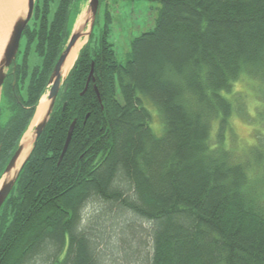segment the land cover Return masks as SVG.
Listing matches in <instances>:
<instances>
[{
    "label": "trees",
    "instance_id": "trees-1",
    "mask_svg": "<svg viewBox=\"0 0 264 264\" xmlns=\"http://www.w3.org/2000/svg\"><path fill=\"white\" fill-rule=\"evenodd\" d=\"M77 1L35 0L1 90L0 177L47 88ZM109 1L99 0L100 35L97 13L0 208V264H119L108 259L115 251L125 264L130 256L141 264H264V178H251L222 144L233 109L223 92L233 81L256 80L264 102V0H161L154 28L131 41L124 64L107 40ZM95 203L116 210L85 219ZM121 214L149 225L146 248L128 218L116 220Z\"/></svg>",
    "mask_w": 264,
    "mask_h": 264
},
{
    "label": "rangeland",
    "instance_id": "rangeland-1",
    "mask_svg": "<svg viewBox=\"0 0 264 264\" xmlns=\"http://www.w3.org/2000/svg\"><path fill=\"white\" fill-rule=\"evenodd\" d=\"M160 2L161 0L109 1L108 10L112 16V22L107 40L112 44L118 62L124 64L127 61L131 52V41L135 37L154 28ZM86 6L87 0H78L71 8L69 21L73 20L77 11H80L79 14L81 13V15L84 14ZM103 12L104 5L101 4L98 20L93 30L94 39H97L100 35V30L103 26ZM78 17L79 15L75 18L72 27ZM258 84L253 78L242 74L233 81L228 91L223 92V95L231 102L233 109L228 121L229 129L224 131L222 144L231 152L233 161L244 164L249 169V176L255 179L257 178L255 173L259 174L261 178H264V102L260 96ZM116 97L121 101L118 87L116 88ZM148 109L151 117L150 127L155 135L160 136L162 134V124L157 115L158 111L154 105H149ZM5 118V103L2 102L0 108V124L4 123ZM217 133L218 123L214 119L211 121L210 136L212 143L217 140ZM250 180L252 183L255 182L252 179ZM261 184L258 185V190L262 192L264 190V179ZM110 208L112 207L101 203L89 204L85 207L83 216H85V219L90 218V216H99L98 214L100 212H107L106 215L109 216L116 210ZM125 215L121 214L120 216H116V220L119 219L121 221L122 219L128 218V224L136 228L135 232L137 231L138 233H136L137 238H142L143 249L146 248L149 241L147 235L149 225L144 220H139L135 217L130 220V216ZM85 219L82 221V224L86 221ZM116 252L108 255V259L110 261L118 259L117 263L125 264L122 261L123 255ZM126 260L128 262H126L127 264H132L129 260H134L133 264H141L140 259L134 258V256L126 257Z\"/></svg>",
    "mask_w": 264,
    "mask_h": 264
},
{
    "label": "water",
    "instance_id": "water-1",
    "mask_svg": "<svg viewBox=\"0 0 264 264\" xmlns=\"http://www.w3.org/2000/svg\"><path fill=\"white\" fill-rule=\"evenodd\" d=\"M34 3L35 0H25L24 1V12L17 16L15 18V20L13 21L10 33L8 35V39L6 41V44L4 46L2 55L0 57V96H1V90L2 87L5 83V80L7 78L8 75V71L10 69L11 66H13V64L15 63V59L19 50V46H20V41H21V37L23 34V31L25 30L28 22L30 21L31 17H32V13H33V9H34ZM98 9H99V0H87V6L85 8V13L81 15H79V17L77 18L74 26L71 28L70 34L68 36V39L65 43V46L63 48V50L61 51V53L59 54V57L57 58L53 69L51 71L49 80H48V85L47 88L45 90V92L43 93V95L40 97L39 102L41 100V98L46 95L47 92V105L46 108L41 116V118L35 122V125L33 126V142H32V147L29 151V153L27 154V156L23 159L22 162H20V164L18 166H16L18 158L22 152L23 149V144H22V139L24 137V135L26 134V132L29 130L32 122L35 119V115L37 112V108L38 105L36 107L34 116L31 120V122L29 123L26 131L23 133L18 146L16 148V150L14 151L13 155L11 156V158L9 159L7 165L5 166L3 173L0 177V208L2 206V204L4 203L5 199L7 198V196L9 195V193L11 192L17 178L18 175L20 173V171L22 170L24 164L26 163V161L28 160L38 138L40 137L42 131L44 130L47 122L49 121L50 115L53 112L59 91L64 83V80L66 79V77L68 76L69 72L71 71V69L73 68L78 54L80 52V50L87 44V42L89 41L92 29H93V25H94V21H95V17L96 14L98 13ZM81 38H85L86 41L84 43V45L81 47V49L79 50L77 57L73 63V65L71 66L70 70L67 72L66 75H62L61 74V70L62 67L64 66V63L66 61V59L68 58V56L70 55L71 51L73 50V48L75 47L76 43L81 40ZM93 73V63H91V69L90 72L88 74L87 80H86V84L84 89L82 90V92L80 93L81 95L85 92L88 82L92 76ZM38 102V104H39ZM87 117V115H86ZM75 124H76V119H73L68 127L67 133H66V138H65V142L63 144V148L60 154V158H62V156L64 155L70 139L72 137L74 128H75Z\"/></svg>",
    "mask_w": 264,
    "mask_h": 264
},
{
    "label": "bare ground",
    "instance_id": "bare-ground-1",
    "mask_svg": "<svg viewBox=\"0 0 264 264\" xmlns=\"http://www.w3.org/2000/svg\"><path fill=\"white\" fill-rule=\"evenodd\" d=\"M24 1L25 0H0V57L2 55L6 41L8 39V35L10 33L13 21L17 16L21 15L24 12V6H25ZM85 41H86L85 38H81V40H79L76 43L70 55L66 59L64 66L62 67L61 70L62 75L64 71L67 70L68 67H71L73 65L77 57V54L81 49V47L84 45ZM47 102H48L47 96L44 95L38 104L35 119L22 139L23 149L18 158L16 166H18L20 162L23 161V159L27 156V154L29 153L32 147L33 126L35 125V122H37L41 118L46 108Z\"/></svg>",
    "mask_w": 264,
    "mask_h": 264
},
{
    "label": "flooded vegetation",
    "instance_id": "flooded-vegetation-1",
    "mask_svg": "<svg viewBox=\"0 0 264 264\" xmlns=\"http://www.w3.org/2000/svg\"><path fill=\"white\" fill-rule=\"evenodd\" d=\"M71 67H68L66 71H64L63 76L67 74Z\"/></svg>",
    "mask_w": 264,
    "mask_h": 264
}]
</instances>
